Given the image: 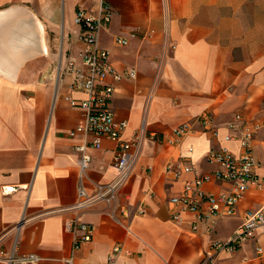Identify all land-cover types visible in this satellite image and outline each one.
I'll return each instance as SVG.
<instances>
[{"label": "crops", "instance_id": "obj_1", "mask_svg": "<svg viewBox=\"0 0 264 264\" xmlns=\"http://www.w3.org/2000/svg\"><path fill=\"white\" fill-rule=\"evenodd\" d=\"M103 2L113 16L100 46L118 71H137L135 78H106L115 89L111 110L127 122L123 139L142 126L147 139L116 201L76 210L81 183L92 192L117 176L118 142L102 138L87 149L92 160L81 178L74 146L93 137L69 136L84 113L64 99L87 97L65 72L69 60L83 67L76 12H96ZM131 31L138 37L128 45L115 43ZM184 122L191 128L179 143L159 140ZM255 127L264 178V0H0V254L33 253L37 264H68L70 257L72 264H106L123 244L115 264H264V227L234 251L213 247L234 236L248 209L264 207V184L251 187L232 216L171 219L170 198L192 177H176L179 157L199 174L211 172L208 152L226 147L238 155L242 131ZM203 187L220 193L229 184ZM75 217L94 227L77 250L67 225Z\"/></svg>", "mask_w": 264, "mask_h": 264}, {"label": "built area", "instance_id": "obj_2", "mask_svg": "<svg viewBox=\"0 0 264 264\" xmlns=\"http://www.w3.org/2000/svg\"><path fill=\"white\" fill-rule=\"evenodd\" d=\"M112 16L113 8L103 2L101 8L96 12L79 7L74 18L75 24L80 27V40L84 44L83 67L78 66L74 60H69L65 72L71 77V87L86 93L87 97L79 99L71 95L64 96L71 107L79 108L84 113L82 120L68 134L70 137H75L78 134L93 137L91 141L86 140L74 146V149L80 153L81 178H84L92 160L87 151L89 147H100L102 138L118 142L114 155L117 176L110 182L96 183L92 192H88L85 184L81 183L78 189V201L73 207L76 210H85L100 202L106 204L115 202L120 187L129 180L144 141L147 139L144 126L135 133L131 140L123 139L122 135L127 127V122L117 121L111 110L110 104L115 89L113 85L106 82V78L111 76L115 81H119L123 78L137 76L135 68L118 71L109 60V51L100 46L101 30L110 23ZM137 37V32L131 31L127 35L117 36L115 43L118 46H126ZM236 119H241V116L236 115ZM203 122L207 125L210 124V117H204ZM190 128L191 124L184 122L174 129L172 138L167 140L160 138L159 140L176 145L190 132ZM257 128H246L242 131L238 138L241 147V152L238 155L226 147L211 149L207 158L211 164L216 166L211 172L199 174L191 162L183 156L179 157L176 177L179 178L184 174H191L192 177L183 180L180 192L170 198L173 208L171 219L174 222H180L184 212L196 213L198 220H203L210 215L232 216L251 187L263 186L264 178L258 173L259 163L253 151V140ZM209 129L213 134H216L215 130ZM155 136L151 135L152 138ZM227 139H233V136H227ZM209 182L227 183L229 187L220 193H209L203 187ZM67 225L75 232L76 250L92 240L93 225L84 222L80 217L73 218ZM259 227H264V207L248 209L234 236L213 247L218 250L234 251L243 242L253 238ZM123 249V244L115 245L106 264H115L116 255ZM258 251L262 252V249L258 248ZM0 260L7 264H37L39 258L33 253L19 256L15 252H11L1 253ZM67 262L72 264V257Z\"/></svg>", "mask_w": 264, "mask_h": 264}]
</instances>
